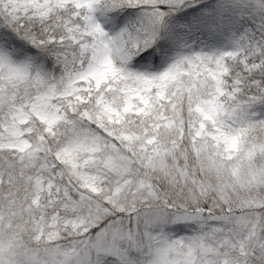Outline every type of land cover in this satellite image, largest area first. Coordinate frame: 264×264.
I'll return each instance as SVG.
<instances>
[{"label": "snow or ice", "instance_id": "1", "mask_svg": "<svg viewBox=\"0 0 264 264\" xmlns=\"http://www.w3.org/2000/svg\"><path fill=\"white\" fill-rule=\"evenodd\" d=\"M0 264H264V0H0Z\"/></svg>", "mask_w": 264, "mask_h": 264}]
</instances>
